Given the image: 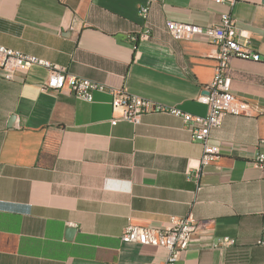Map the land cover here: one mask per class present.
Instances as JSON below:
<instances>
[{"label": "crops", "instance_id": "0c3cea01", "mask_svg": "<svg viewBox=\"0 0 264 264\" xmlns=\"http://www.w3.org/2000/svg\"><path fill=\"white\" fill-rule=\"evenodd\" d=\"M0 0V44L126 94L205 115L199 97L215 74L216 45L175 38L167 21L217 24L230 12L260 59L231 58L230 86L251 115H224L203 145L162 112L112 119L107 92L85 101L43 83L40 66L0 74V264H161L165 248L123 242L127 223L159 228L191 215L199 224L174 264H264V0ZM14 117L11 120V117ZM75 229L67 236V228ZM230 241V242H228Z\"/></svg>", "mask_w": 264, "mask_h": 264}, {"label": "built area", "instance_id": "2783aa9c", "mask_svg": "<svg viewBox=\"0 0 264 264\" xmlns=\"http://www.w3.org/2000/svg\"><path fill=\"white\" fill-rule=\"evenodd\" d=\"M211 1L231 6L236 0ZM151 2L152 0H147L138 7V13L144 21V26L139 32L130 35L129 38L134 45L137 41L150 37L151 31L147 25V17ZM166 27L170 35L175 38L203 36L217 47L215 74L206 86V93L199 97L207 105L205 115H195L176 107L161 105L142 97L126 94L120 89L107 87L97 81L69 74L63 67L42 57L24 53L3 44H0V74L6 79H12L18 69L40 66L47 70V77L43 83L45 88L55 91L67 88L76 97L85 101H92L95 91L107 92L110 95V105L114 113L112 119L138 123L145 114L153 112L169 113L180 117L191 139L203 145L199 167L193 174L189 173L197 178L200 174V167L209 164L213 159V156L206 151L210 130L221 124L224 115H251L256 110L254 103L236 97L231 90L228 75L231 58L239 57L258 61L260 57L252 50L248 33L237 27L236 19L230 12H222L217 24L210 26L170 20L167 21ZM254 163L264 171V142L256 152ZM198 228V222L191 215L182 218L171 217L166 225L159 228L127 223L122 230L121 240L127 243L163 247L168 255L161 264H174L179 254L189 246ZM258 242L264 245V219Z\"/></svg>", "mask_w": 264, "mask_h": 264}, {"label": "water", "instance_id": "95a60500", "mask_svg": "<svg viewBox=\"0 0 264 264\" xmlns=\"http://www.w3.org/2000/svg\"><path fill=\"white\" fill-rule=\"evenodd\" d=\"M14 117H11V120H13ZM75 229L73 227H68L66 232H67V236H71L74 233Z\"/></svg>", "mask_w": 264, "mask_h": 264}]
</instances>
